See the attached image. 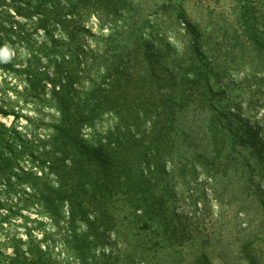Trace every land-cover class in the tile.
Masks as SVG:
<instances>
[{"label":"trees","instance_id":"obj_1","mask_svg":"<svg viewBox=\"0 0 264 264\" xmlns=\"http://www.w3.org/2000/svg\"><path fill=\"white\" fill-rule=\"evenodd\" d=\"M115 7L114 0H0V70H16L2 50L15 42L14 36L27 38L21 29L33 21L35 30L43 32L44 53H31L21 65L24 88L49 86L48 100L57 109L50 133L32 139L0 122V208L7 209L4 198L20 185L23 207L37 204L50 221L35 220L42 239L30 229V240L13 237L6 264H167L163 252L179 245V215H171L167 204L178 192L176 176L196 168L193 157L188 160L179 152L177 132L187 105H213L209 63L214 59H205L200 28L177 11L169 16L183 29L184 49L178 53L168 43L172 55L164 76L150 52L138 67L144 46L124 39L123 46L111 51L101 79L82 89L88 51L79 45V31L91 33L84 27L91 14L100 29L111 27L115 18L108 11ZM251 39L263 47L264 31L252 33ZM145 43L150 46L149 40ZM41 59L51 68L33 69ZM39 76L46 80L34 87ZM138 84L146 91L131 93ZM209 110V122L216 125L220 121ZM0 114L14 115L3 107ZM104 115L112 125L98 131ZM89 128L96 134L91 140L84 135ZM210 131L214 141V128ZM25 154L32 166L20 165ZM48 240L62 244L66 259L54 256ZM108 243L114 248L108 249ZM206 257L200 256L204 264Z\"/></svg>","mask_w":264,"mask_h":264},{"label":"rangeland","instance_id":"obj_2","mask_svg":"<svg viewBox=\"0 0 264 264\" xmlns=\"http://www.w3.org/2000/svg\"><path fill=\"white\" fill-rule=\"evenodd\" d=\"M114 1L116 7L108 11L115 18L111 27L100 29L97 16L91 14L84 21L91 33L79 31V45L88 51L84 60L86 70L79 80L82 89L89 88L92 79H101L111 51L123 46L124 39L139 40L140 48L143 44L138 67L144 54L150 52L154 61H159L156 70L164 76L172 55L168 43L172 42L178 53L184 49L183 29L172 18L177 11L200 28L205 59H214L209 63L213 70V105L198 101L187 105L177 132L179 152L188 160L195 159L191 162L196 170L175 178L178 192L176 198L169 199L167 207L171 215H179V245L163 252L166 263L204 264L200 256L206 254L205 264H253L244 257L245 250L255 264H264V46L251 39L252 33L264 31V0ZM35 28L36 24L29 21L21 29L28 37L19 40L14 36L15 42L9 44L8 58L16 70H0V107L14 113L0 114V122L12 125L29 139L49 134V123L57 114L48 100L49 86L40 91L24 88L23 70L30 54L44 53L40 48L43 32ZM148 40L150 46L146 48ZM51 66L52 63L41 59L33 64V69ZM43 79L39 76L34 87H41ZM140 90L146 91L142 84L133 86L131 93ZM209 109H214L220 121L216 125L209 122ZM110 125L112 120L104 115L97 130H107ZM210 127L214 128V141ZM84 135L89 140L96 137L90 128ZM20 165L33 164L25 154ZM22 189L23 186L16 185V193L3 200L7 209L0 208V252L5 251V255L0 254L1 264H6L7 254L13 253L7 246L13 237L28 239L26 233L30 229L34 237L42 239L35 220L50 222L38 211L37 204L23 207L26 202L21 201ZM47 243L54 256L66 259L62 244L50 240ZM106 247L112 249L114 245L108 243Z\"/></svg>","mask_w":264,"mask_h":264},{"label":"clouds","instance_id":"obj_3","mask_svg":"<svg viewBox=\"0 0 264 264\" xmlns=\"http://www.w3.org/2000/svg\"><path fill=\"white\" fill-rule=\"evenodd\" d=\"M2 51H3L4 57L7 58L8 57V52H9L8 48L5 47Z\"/></svg>","mask_w":264,"mask_h":264}]
</instances>
